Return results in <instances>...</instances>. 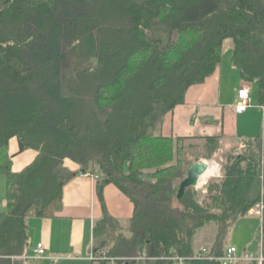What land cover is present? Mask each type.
Returning <instances> with one entry per match:
<instances>
[{
  "label": "trees",
  "instance_id": "trees-1",
  "mask_svg": "<svg viewBox=\"0 0 264 264\" xmlns=\"http://www.w3.org/2000/svg\"><path fill=\"white\" fill-rule=\"evenodd\" d=\"M226 39L264 107V0H0V264L24 255L28 219L60 211L63 185L85 171L98 173L100 194L112 183L134 205L125 228L105 209L94 222L93 254L106 257L92 264H173L167 257L197 252L196 233L211 222L209 253L221 255L232 225L264 201V122L202 202L193 187L177 198V188L198 150L210 154L219 136L156 130L216 70ZM13 137L18 152H37L20 171L8 154ZM258 238L264 256V210Z\"/></svg>",
  "mask_w": 264,
  "mask_h": 264
},
{
  "label": "crops",
  "instance_id": "crops-1",
  "mask_svg": "<svg viewBox=\"0 0 264 264\" xmlns=\"http://www.w3.org/2000/svg\"><path fill=\"white\" fill-rule=\"evenodd\" d=\"M229 46L232 47V41L224 40L222 51ZM230 63L232 66L225 68L219 63L204 82L189 87L184 102L164 115L157 133L173 139L217 135L220 141L228 145L229 142H243L261 135L264 111L258 104L257 93L250 97V106L245 111H235L238 88L246 86L252 90L254 86L253 82L244 83L241 80L239 70L232 63V53ZM36 153L31 148L18 152V140L15 137L8 142L13 171L24 168L35 158ZM64 165L72 171L78 170V165L70 160H66ZM5 196L6 180L0 174V212L6 209ZM104 209L125 228L133 214L134 205L112 183L106 184L100 194L96 178L80 174L73 176L62 187L60 211L52 217L28 219V245L24 255L14 258L15 264H92L93 224L102 217ZM123 233L128 234L125 229ZM38 242L43 244L45 256L40 260L26 258L32 254Z\"/></svg>",
  "mask_w": 264,
  "mask_h": 264
},
{
  "label": "rangeland",
  "instance_id": "rangeland-1",
  "mask_svg": "<svg viewBox=\"0 0 264 264\" xmlns=\"http://www.w3.org/2000/svg\"><path fill=\"white\" fill-rule=\"evenodd\" d=\"M232 53V47L224 48L221 55V62L223 68L226 66H232L230 63ZM253 89L249 90L250 97L255 96L257 93V84L253 81ZM199 143L198 141H193ZM249 144L246 142H229L225 144L222 141H218L217 148L210 154L205 151L204 148H200L197 153L198 160H203L208 163H215L218 166V173L215 176L209 177L204 183H197L194 188V191L197 193L199 202H202L207 195V184L213 180L219 179L223 174V166L227 164V160L230 157H235L242 155L246 150L249 149ZM259 216L256 215H244L237 219V221L230 228L228 235L226 237V243L229 245L235 246L238 250L243 251H256L259 246V230L261 220ZM216 231V226L214 223H208L207 225L200 228L194 239V246L198 250L202 246L210 247L214 234ZM33 264V262H32Z\"/></svg>",
  "mask_w": 264,
  "mask_h": 264
},
{
  "label": "built area",
  "instance_id": "built-area-1",
  "mask_svg": "<svg viewBox=\"0 0 264 264\" xmlns=\"http://www.w3.org/2000/svg\"><path fill=\"white\" fill-rule=\"evenodd\" d=\"M249 106H250L249 88L246 86H241L237 90V102L235 105V111L243 112ZM261 107L264 111V107L263 106ZM79 174L81 176H90L96 179L98 178V175L96 174L94 175L90 171L81 172ZM263 210H264V201H260L259 203L255 204L250 209H248L247 213L250 215L254 214L261 217ZM44 256H45V248L41 242H38L32 249V254L25 257L31 258L33 260H40ZM105 257L106 256H103L102 254H98V255L92 254L90 258L93 260V259H98V258L100 259ZM167 258L171 259L173 261V264H187L189 261L194 259L215 260L219 264H238V263L244 264L248 262H255L256 264H262L264 261V256L261 250L252 251V252L247 250L240 251L233 245H228L221 255L210 254L209 248L206 246H202L197 250L196 253L192 255L182 256L178 254H173ZM135 259H147V257L144 254H142L138 257H135Z\"/></svg>",
  "mask_w": 264,
  "mask_h": 264
},
{
  "label": "water",
  "instance_id": "water-1",
  "mask_svg": "<svg viewBox=\"0 0 264 264\" xmlns=\"http://www.w3.org/2000/svg\"><path fill=\"white\" fill-rule=\"evenodd\" d=\"M207 162L198 160L190 163L187 167L185 177L179 182L176 197L183 196L187 187H195L198 183L199 176L206 170Z\"/></svg>",
  "mask_w": 264,
  "mask_h": 264
},
{
  "label": "bare ground",
  "instance_id": "bare-ground-1",
  "mask_svg": "<svg viewBox=\"0 0 264 264\" xmlns=\"http://www.w3.org/2000/svg\"><path fill=\"white\" fill-rule=\"evenodd\" d=\"M218 166L215 163H208L206 170L199 176L198 183H204L211 176H215L218 173Z\"/></svg>",
  "mask_w": 264,
  "mask_h": 264
}]
</instances>
